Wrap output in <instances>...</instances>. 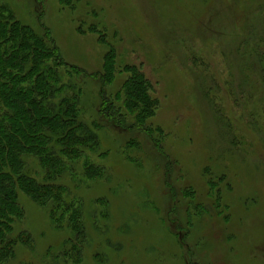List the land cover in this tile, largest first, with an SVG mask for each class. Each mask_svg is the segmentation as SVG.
I'll use <instances>...</instances> for the list:
<instances>
[{
  "label": "rangeland",
  "instance_id": "obj_1",
  "mask_svg": "<svg viewBox=\"0 0 264 264\" xmlns=\"http://www.w3.org/2000/svg\"><path fill=\"white\" fill-rule=\"evenodd\" d=\"M4 1L54 40L53 102L77 90L95 135L62 155L59 205L19 193L8 264H264V0Z\"/></svg>",
  "mask_w": 264,
  "mask_h": 264
},
{
  "label": "trees",
  "instance_id": "obj_2",
  "mask_svg": "<svg viewBox=\"0 0 264 264\" xmlns=\"http://www.w3.org/2000/svg\"><path fill=\"white\" fill-rule=\"evenodd\" d=\"M6 3L0 0V264H8L17 242L25 240V235L14 233L15 222L23 215L19 193L43 203L58 200L59 205L60 186L53 181L64 169L62 155L72 158L82 151L81 145L95 141L94 133L79 119L77 90L62 96L59 104L53 102L65 85L59 83L60 68L68 65L54 40L22 23ZM70 70L81 74L83 81L94 76L75 66ZM102 79L105 84L106 74ZM145 87L133 80L126 86L131 91L128 98H145ZM101 97L107 115L103 89ZM131 104L136 106L133 99ZM145 114L139 113L135 122L145 120ZM27 154L45 166L44 181L30 175Z\"/></svg>",
  "mask_w": 264,
  "mask_h": 264
}]
</instances>
